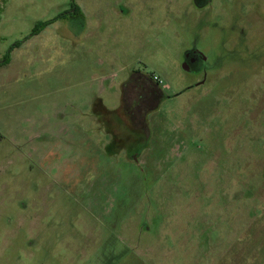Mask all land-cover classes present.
Listing matches in <instances>:
<instances>
[{
	"label": "rangeland",
	"instance_id": "1",
	"mask_svg": "<svg viewBox=\"0 0 264 264\" xmlns=\"http://www.w3.org/2000/svg\"><path fill=\"white\" fill-rule=\"evenodd\" d=\"M3 55L0 264H264V0H0Z\"/></svg>",
	"mask_w": 264,
	"mask_h": 264
},
{
	"label": "trees",
	"instance_id": "2",
	"mask_svg": "<svg viewBox=\"0 0 264 264\" xmlns=\"http://www.w3.org/2000/svg\"><path fill=\"white\" fill-rule=\"evenodd\" d=\"M75 7V5H74ZM38 33L37 28L34 26L31 35H34ZM18 43L15 42L13 46H16ZM7 56H4L2 59V63L6 62ZM124 85H131L134 87V90L138 93V99L141 100H155V103L158 105V103L165 98V94L161 87H158L159 85L152 80V74L151 75H145L142 72L133 71L129 74L128 78L123 82ZM131 109H128L126 111V115L129 117H133L130 114ZM136 112V111H135ZM132 111V113H135ZM134 115V114H133Z\"/></svg>",
	"mask_w": 264,
	"mask_h": 264
},
{
	"label": "flooded vegetation",
	"instance_id": "3",
	"mask_svg": "<svg viewBox=\"0 0 264 264\" xmlns=\"http://www.w3.org/2000/svg\"><path fill=\"white\" fill-rule=\"evenodd\" d=\"M74 10H75V7L71 9L70 14L72 13L76 15L78 13V11H74ZM205 62H206L205 57L195 48L194 45H190L186 47V49L183 51L182 67L186 71H189V72L203 71L205 69Z\"/></svg>",
	"mask_w": 264,
	"mask_h": 264
},
{
	"label": "crops",
	"instance_id": "4",
	"mask_svg": "<svg viewBox=\"0 0 264 264\" xmlns=\"http://www.w3.org/2000/svg\"><path fill=\"white\" fill-rule=\"evenodd\" d=\"M73 16H74V14H69V15H66V14H65L64 19H67V17H68V18H72ZM38 34H39V33H36V34H34V35L36 36V35H38ZM34 35H32V36H34ZM29 37H31V36H27L22 42L26 41V39H28ZM18 42H19V41H18ZM22 42H19V43H22ZM19 43H18V44H19ZM18 44H17L16 46H18ZM19 45H20V44H19ZM3 56H4V55H3ZM3 56H2V58H3ZM2 58L0 59V64H1V65L6 64L5 62H4V63L1 62V61H2ZM99 100H100V99H99ZM96 101H97V100H96ZM1 117L4 118V115H2ZM26 117H27V116H26ZM28 118H29V117H27V119H28ZM37 123H38V122H37ZM38 130H39V126H38ZM38 134H39V133H38ZM37 137H38V135H37Z\"/></svg>",
	"mask_w": 264,
	"mask_h": 264
},
{
	"label": "built area",
	"instance_id": "5",
	"mask_svg": "<svg viewBox=\"0 0 264 264\" xmlns=\"http://www.w3.org/2000/svg\"><path fill=\"white\" fill-rule=\"evenodd\" d=\"M152 80L155 81L158 85L161 86L162 81H161V79L158 76L152 75Z\"/></svg>",
	"mask_w": 264,
	"mask_h": 264
}]
</instances>
